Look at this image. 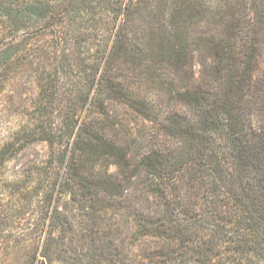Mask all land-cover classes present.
I'll use <instances>...</instances> for the list:
<instances>
[{
	"label": "trees",
	"instance_id": "1",
	"mask_svg": "<svg viewBox=\"0 0 264 264\" xmlns=\"http://www.w3.org/2000/svg\"><path fill=\"white\" fill-rule=\"evenodd\" d=\"M3 74L60 171L0 264H264V0H0Z\"/></svg>",
	"mask_w": 264,
	"mask_h": 264
},
{
	"label": "rangeland",
	"instance_id": "2",
	"mask_svg": "<svg viewBox=\"0 0 264 264\" xmlns=\"http://www.w3.org/2000/svg\"><path fill=\"white\" fill-rule=\"evenodd\" d=\"M212 28L210 25L208 30ZM206 56L204 52L203 56L198 55L194 68L196 75L202 78L207 72L204 69ZM161 68L168 70V74L173 71L167 65ZM6 78L5 74L0 77V252L16 242H20L23 247L34 246L38 193L45 186H50L60 171V158L40 141L39 134L27 129L31 116L26 111L27 102L30 101L28 90L19 82L6 89ZM148 86L142 88V92L160 88L158 83ZM157 96L161 110H171L174 103L165 92ZM123 108L127 110L128 107L124 105ZM180 110L184 111L182 107ZM123 113L124 119H128L126 111L123 110ZM60 142L66 145V136Z\"/></svg>",
	"mask_w": 264,
	"mask_h": 264
}]
</instances>
